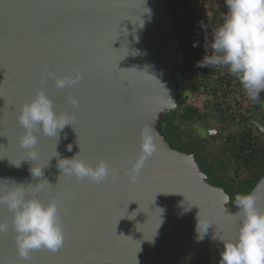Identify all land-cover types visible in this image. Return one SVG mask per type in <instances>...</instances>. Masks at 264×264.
I'll list each match as a JSON object with an SVG mask.
<instances>
[{
    "label": "water",
    "instance_id": "obj_1",
    "mask_svg": "<svg viewBox=\"0 0 264 264\" xmlns=\"http://www.w3.org/2000/svg\"><path fill=\"white\" fill-rule=\"evenodd\" d=\"M172 1L0 0V180L42 184V201H60L65 233L57 253L36 250L24 260L12 214L0 204V222L9 225L0 233V264H219L218 238L235 239L238 209L208 180L195 153L174 146L163 129L186 77ZM74 68L82 79L57 89L54 77L75 75ZM39 89L57 113L74 118L57 138L37 134L35 162L19 145L17 115ZM148 127L157 150L132 182L126 162L138 155ZM79 152L93 166L108 161L118 178L95 183L61 173L59 160ZM34 166L42 176H32ZM253 191L264 211V175ZM198 221L207 230L203 239Z\"/></svg>",
    "mask_w": 264,
    "mask_h": 264
},
{
    "label": "clouds",
    "instance_id": "obj_2",
    "mask_svg": "<svg viewBox=\"0 0 264 264\" xmlns=\"http://www.w3.org/2000/svg\"><path fill=\"white\" fill-rule=\"evenodd\" d=\"M227 12L223 22L216 28L206 54L197 62L200 68L214 66L226 67L235 76L247 93L250 101L256 102L264 92V0H225ZM198 44L194 43L193 47ZM49 75H53L49 72ZM82 79L79 71L75 75L55 76L57 89L72 86ZM73 107L78 105L75 97L69 96ZM72 113H57L52 99L39 89L33 98L20 106L17 120L24 129L19 145L28 153V159L37 161L35 146L38 133L57 138L58 131L70 124ZM154 128H146L141 135L139 153L127 160L126 175L135 182L145 162L157 150ZM71 151V146H69ZM58 156V153H56ZM19 166V165H18ZM58 168L61 173L78 180L88 179L102 183L109 177L116 179L119 169L111 167L109 162L99 159L91 165L80 156V152L71 159H60ZM33 177L42 176V168L30 169ZM0 204L11 212V226L14 229L15 245L18 255L24 260L36 250L46 249L57 252L64 245L65 233L60 219V201L52 199L45 203L38 193L43 185L17 184L15 181L0 180ZM31 192V195H30ZM227 199V198H226ZM262 199L254 191L237 194L234 204L238 209V229L235 239L224 241L219 264H264V211L258 206ZM8 223L0 222V233L8 230ZM199 238L201 232L197 225Z\"/></svg>",
    "mask_w": 264,
    "mask_h": 264
},
{
    "label": "trees",
    "instance_id": "obj_3",
    "mask_svg": "<svg viewBox=\"0 0 264 264\" xmlns=\"http://www.w3.org/2000/svg\"><path fill=\"white\" fill-rule=\"evenodd\" d=\"M215 1L219 7L217 17L221 21V24L226 14L224 10L225 0ZM205 2L206 0L172 1V20L175 30L174 35L178 42L177 50L183 57L185 76L188 84L190 87H193L194 91L198 88L195 87L196 81L194 82L192 78V74L195 71L194 64L197 66L198 56L204 52V47L209 42L210 16L202 10V5ZM194 43L198 44V46L193 47ZM201 72L199 73L201 83L204 84V90L200 91L198 88L199 92H196V94H201L203 102L205 99L211 100V98L218 102L225 101L222 95V89H214L213 96L209 93V89L207 90L206 88L208 85V80L205 75L206 71ZM205 81L207 85L204 83ZM181 100L183 99H180L178 108L168 115L167 121L164 124L163 129L168 139L171 137L174 140L175 134H179L177 130L178 126L175 124L177 118L187 122H193L197 118L202 119L206 117L205 113H198L194 107L184 106ZM205 105L207 106L208 102ZM242 133L238 129L230 132L228 135L229 145L227 144L228 152L226 153L225 150V153L222 152L223 159L218 158L217 161H220V163L217 165H214L215 162L211 161V159H206L204 162H201L197 158L202 168L207 172L208 180L213 184L225 188L230 194L231 202L229 203V207L231 209L236 208L234 204L235 196L250 192L260 177L264 175V136H262L260 142V140H251L250 135L243 139ZM226 157L229 158L228 164L224 162L227 161ZM218 168L222 172L220 176H217V172H215Z\"/></svg>",
    "mask_w": 264,
    "mask_h": 264
},
{
    "label": "flooded vegetation",
    "instance_id": "obj_4",
    "mask_svg": "<svg viewBox=\"0 0 264 264\" xmlns=\"http://www.w3.org/2000/svg\"><path fill=\"white\" fill-rule=\"evenodd\" d=\"M226 8L225 3V12H227ZM218 9L219 7L217 6V10ZM220 22L221 21L217 19L218 26L220 25ZM210 43L211 38L210 42L204 47L208 48L209 51ZM205 54L206 51L204 49V52L198 56L197 62L200 61ZM194 69L195 71L192 74V78L194 79V82L196 81L195 87H198L200 91L204 90V84L201 83L202 81L199 72L206 71L205 75L208 80V85L206 84V81L204 83L207 85V90L209 89V93L213 96L214 89H222V95L224 96L225 101L218 102L211 98V100L205 99L203 102L201 94H196V92H199L198 88L194 91L193 87H190L188 84V87L192 90V94L191 97H188L189 95L186 92L185 94L184 92H181L180 99H183L181 100L182 103L184 106L194 107L197 109L196 111H198V113H205L206 117L202 119L197 118L193 122H187L177 118L175 124L178 126L177 130L179 134H175L173 140L175 141L176 146H179L178 148L181 147L183 150L193 151L201 162L202 160L211 159V161L215 162L214 165H217L220 163V161H217L218 158H214L213 153H209L204 149V146H206L204 144L205 140L212 144H219V141L222 142L220 144L221 153H225L224 150L226 153L228 152V135L235 129L243 132V139L250 135L251 140H260L261 142L264 132L259 128L256 122L264 126V92L260 95L259 100L253 104V102L249 100L247 93L243 90L239 81L235 76L228 72L226 67L214 66L207 69H198V67L195 66ZM207 102L208 105L206 106L205 103ZM184 125L191 127L193 130L195 138L193 141L185 134V128H183ZM178 139L182 142L180 145L177 143ZM226 159L228 162L229 158L226 157ZM215 172H217V176L222 174L221 169L219 168L215 170Z\"/></svg>",
    "mask_w": 264,
    "mask_h": 264
},
{
    "label": "rangeland",
    "instance_id": "obj_5",
    "mask_svg": "<svg viewBox=\"0 0 264 264\" xmlns=\"http://www.w3.org/2000/svg\"><path fill=\"white\" fill-rule=\"evenodd\" d=\"M217 3L215 0H206V2L202 5V10H204L209 16H210V23H209V42H210V38H212L216 28H217ZM196 65L194 64V67ZM205 69V68H203ZM207 69V68H206ZM184 84V94L185 92L189 95L188 97H191L192 94V90L190 89V87H188V81L185 77V82H183ZM183 128H185V134L187 135V137H189L192 141L195 139L194 138V134H193V130L191 129V127L184 125ZM188 138V139H189ZM169 140L172 142V144L174 146H176L175 141L172 140L171 137H169ZM178 145H180V143H182L181 141H179V139L177 140ZM222 142L219 141L218 143L212 144L209 141L205 140L204 144L206 146H204L205 151H208L209 153H213V157L214 158H221L223 159V155L221 153V144ZM177 147V146H176ZM179 147V146H178ZM177 147V148H178ZM225 158V157H224ZM203 161V160H202ZM204 162V161H203ZM225 164H228L227 161H224Z\"/></svg>",
    "mask_w": 264,
    "mask_h": 264
},
{
    "label": "snow or ice",
    "instance_id": "obj_6",
    "mask_svg": "<svg viewBox=\"0 0 264 264\" xmlns=\"http://www.w3.org/2000/svg\"><path fill=\"white\" fill-rule=\"evenodd\" d=\"M71 71H73L74 73H76L77 71L80 72V69H79V68H74V69H72ZM61 248H62V247H61ZM61 248H60V249H61ZM60 249H59V250H60ZM42 251H45V250H42ZM46 251H47V255H49L50 253H51V254H55V253L58 252V251H57V252H50V251H48V250H46Z\"/></svg>",
    "mask_w": 264,
    "mask_h": 264
}]
</instances>
